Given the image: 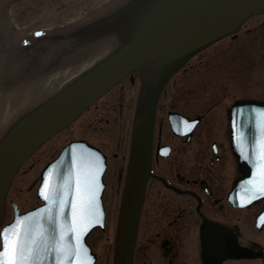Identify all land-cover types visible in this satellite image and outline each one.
<instances>
[{"label": "water", "instance_id": "95a60500", "mask_svg": "<svg viewBox=\"0 0 264 264\" xmlns=\"http://www.w3.org/2000/svg\"><path fill=\"white\" fill-rule=\"evenodd\" d=\"M12 1L17 0H0V226L23 163L129 73L138 72L141 87L113 248V264H133L160 94L193 56L263 14L264 0H123L95 19L42 40L17 39L4 27ZM249 106L261 114L260 154L264 103ZM257 153L250 157L253 172L247 178L253 192L264 183ZM105 169L97 150L72 142L43 174L39 197L45 204L25 214L15 209L5 228L21 221L25 247L33 249L38 264L96 262L86 238L104 226Z\"/></svg>", "mask_w": 264, "mask_h": 264}, {"label": "flooded vegetation", "instance_id": "af4514ba", "mask_svg": "<svg viewBox=\"0 0 264 264\" xmlns=\"http://www.w3.org/2000/svg\"><path fill=\"white\" fill-rule=\"evenodd\" d=\"M92 1L67 0L62 6ZM28 3L54 8L60 0L11 2ZM140 85L138 72H131L48 139L22 167L36 157L30 166L39 167L35 203L11 198L13 184L7 209L16 203L26 213L44 205L39 188L46 167L67 144L83 141L106 164L100 198L105 227H96L86 238L93 249V235L103 233L107 217L120 212ZM251 103H264V14L198 53L166 83L157 105L133 264H264V197L247 201L252 196L250 157L262 149L256 137L263 133L257 120L261 114L246 106ZM116 128L120 140L110 150L109 132ZM65 131L69 137L59 140ZM257 155L261 165L264 150ZM4 221H10L7 212Z\"/></svg>", "mask_w": 264, "mask_h": 264}, {"label": "rangeland", "instance_id": "374dc122", "mask_svg": "<svg viewBox=\"0 0 264 264\" xmlns=\"http://www.w3.org/2000/svg\"><path fill=\"white\" fill-rule=\"evenodd\" d=\"M37 3L40 2V0H34ZM67 0H60V3L57 5L58 7L54 8H48L43 5L38 4H11L8 7L6 18H11L12 21H14L15 25H20L21 27H24L26 30L29 31L30 34H33L37 30L44 29L45 23H39L42 18L44 20V16L47 15L49 12L52 14L53 11H58L59 17H65L63 21L68 20L69 18L73 16V14H76L79 12L82 8L90 5H95L100 0H95L96 2H91L88 5L76 3V5L72 8H64L62 5ZM79 1V0H76ZM34 3V2H33ZM58 8V9H57ZM41 20V22H42ZM4 27L7 29V25L4 23ZM35 29V30H33ZM10 32V31H9ZM12 33V32H10ZM18 39V37H15ZM262 71V70H260ZM259 73L261 74V72ZM257 73V74H259ZM118 129H113L111 132H109L110 136L108 137V140H110L111 144H108L110 147V150H112L111 147H115V142L118 143L119 137L117 133ZM122 135L125 133L121 131ZM69 137L68 131H65L63 136L59 139L61 141H65ZM116 148V147H115ZM115 149L111 151L109 154H113ZM36 157L33 158V160H30L27 162L24 166V168L21 170L20 174L17 176V178L14 181V185L11 190V198L14 199H20V203L30 205L35 203L34 195L36 193V187H37V178L39 173V167H34L33 169H30V166L33 164V162L36 161ZM16 194H20L17 196ZM13 216L12 207L9 205L7 209V219L11 220ZM106 225V230L103 233H97L93 235L92 238V247L93 251L97 253L99 257V261L97 264H112V258H113V243H114V235H115V226H116V215H109Z\"/></svg>", "mask_w": 264, "mask_h": 264}, {"label": "bare ground", "instance_id": "6f19581e", "mask_svg": "<svg viewBox=\"0 0 264 264\" xmlns=\"http://www.w3.org/2000/svg\"><path fill=\"white\" fill-rule=\"evenodd\" d=\"M122 1L123 0H100L95 5L86 6L82 8L79 12H77L76 14H73V16L67 17L69 19L66 21H63L65 17L63 18L60 16L59 18V15H57L58 11L57 12L53 11L52 14L49 12L47 15L44 16V20H42L43 17L40 18L42 22L41 20L39 21V23H45V27H43L44 29L37 30L33 34H30L28 30H26L24 27H21L20 25H18L17 27L14 26L15 23L14 21H12L10 17L5 19V24L7 25V30L12 32L11 34L14 37H18V39L42 40L50 36L70 30L92 19H95L101 14L119 5ZM57 16L59 20L55 19V17ZM38 33L40 35H37ZM135 112H136V109H135ZM127 172H128V166H127ZM116 229H117V224L115 226V234H116ZM137 235H138V232H137ZM114 240H115V235H114Z\"/></svg>", "mask_w": 264, "mask_h": 264}, {"label": "snow or ice", "instance_id": "6c2138e0", "mask_svg": "<svg viewBox=\"0 0 264 264\" xmlns=\"http://www.w3.org/2000/svg\"><path fill=\"white\" fill-rule=\"evenodd\" d=\"M37 35L40 34L38 33ZM261 159L264 160V155L261 156ZM44 187L48 188V184L45 183ZM257 190L260 193H264V183H262ZM43 194L42 192V195ZM47 198L48 197L45 196V199ZM89 204L92 205V200L89 201ZM262 222H264V218H262ZM20 225L21 221H17L14 225H10L0 232V239L3 240V248L0 249V264H38V256L33 255V249L25 247L22 233L19 231ZM31 243L35 244V239H33ZM59 250L63 251L62 248ZM60 264H62V262H60Z\"/></svg>", "mask_w": 264, "mask_h": 264}]
</instances>
